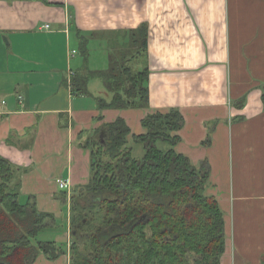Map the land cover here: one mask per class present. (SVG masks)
<instances>
[{"label": "crops", "instance_id": "1", "mask_svg": "<svg viewBox=\"0 0 264 264\" xmlns=\"http://www.w3.org/2000/svg\"><path fill=\"white\" fill-rule=\"evenodd\" d=\"M144 25L146 48L131 62L148 70V107L101 109L98 77L73 92L77 72L105 70L89 62L93 48H118ZM263 83L264 0H0V154L19 168L20 200L55 216L33 242L67 250L33 264H71V195L90 179L88 139L123 118L142 154V119L172 108L184 116L175 149L209 165L206 193L226 214L220 264H264Z\"/></svg>", "mask_w": 264, "mask_h": 264}, {"label": "trees", "instance_id": "2", "mask_svg": "<svg viewBox=\"0 0 264 264\" xmlns=\"http://www.w3.org/2000/svg\"><path fill=\"white\" fill-rule=\"evenodd\" d=\"M125 34L129 39L117 44L120 53L113 52L107 70L85 68L71 79L80 94L101 77L107 93L98 97L101 109L149 106L148 70L128 64V53L137 57L146 48V26ZM262 90L264 101V83ZM183 124L178 108L146 115V132L135 136L144 146L141 157L127 146L131 128L123 118L103 126L104 141L100 130L88 139L90 179L71 195V264L221 263L225 213L206 193L209 165L199 168L175 149ZM20 186L19 168L0 154V264H33L41 253L58 258L67 252L63 244L33 242L55 216L39 211L32 197L23 203Z\"/></svg>", "mask_w": 264, "mask_h": 264}, {"label": "rangeland", "instance_id": "3", "mask_svg": "<svg viewBox=\"0 0 264 264\" xmlns=\"http://www.w3.org/2000/svg\"><path fill=\"white\" fill-rule=\"evenodd\" d=\"M114 46H116V45L114 44ZM83 48H85V47H83ZM110 49L112 50V52H111ZM120 50H121L120 47H118V48L117 47H112L110 45V43H109V46H107V45L96 46L91 51V57L89 59V62H92V66L95 65V66H98L99 68H103V69L107 70L110 67L111 55L113 54V52H116V54L120 53ZM133 52L134 51L132 50L131 53H128L129 54V57L130 56H133V58H134L136 56V53L133 54ZM78 55L80 57H83L84 56V52H83V50L81 48H79V54ZM128 64H131L133 66L132 62H130V63L128 62ZM94 78H97V77H94ZM98 78L100 80H102L101 77H98ZM127 146L130 148L133 156H135L137 153H140L142 151V148L140 149L139 147H137V148L134 147V149H133L129 145H127ZM143 154H144V152L142 154H139V155L137 154L136 157H141ZM224 215H225L224 216L225 217V225H227L226 214H224ZM225 228H226L225 229L226 230L225 233H226L227 232V226ZM226 237H228L227 233H226ZM226 248H227V239H226ZM225 252H226V249H225ZM224 253H223V255H224Z\"/></svg>", "mask_w": 264, "mask_h": 264}, {"label": "built area", "instance_id": "4", "mask_svg": "<svg viewBox=\"0 0 264 264\" xmlns=\"http://www.w3.org/2000/svg\"><path fill=\"white\" fill-rule=\"evenodd\" d=\"M46 26L49 27L50 25L47 24ZM57 183H58V185H59L61 188H66V187L69 186L68 182H67L66 180L62 179V178H61V179H57Z\"/></svg>", "mask_w": 264, "mask_h": 264}, {"label": "water", "instance_id": "5", "mask_svg": "<svg viewBox=\"0 0 264 264\" xmlns=\"http://www.w3.org/2000/svg\"><path fill=\"white\" fill-rule=\"evenodd\" d=\"M105 138H106V130H103V131L101 132V140L104 141Z\"/></svg>", "mask_w": 264, "mask_h": 264}]
</instances>
